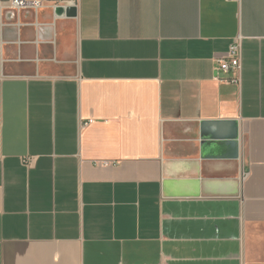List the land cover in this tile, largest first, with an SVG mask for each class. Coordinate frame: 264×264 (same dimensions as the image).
Masks as SVG:
<instances>
[{"label": "crops", "instance_id": "obj_1", "mask_svg": "<svg viewBox=\"0 0 264 264\" xmlns=\"http://www.w3.org/2000/svg\"><path fill=\"white\" fill-rule=\"evenodd\" d=\"M8 1L0 264H264V0Z\"/></svg>", "mask_w": 264, "mask_h": 264}, {"label": "built area", "instance_id": "obj_2", "mask_svg": "<svg viewBox=\"0 0 264 264\" xmlns=\"http://www.w3.org/2000/svg\"><path fill=\"white\" fill-rule=\"evenodd\" d=\"M8 3L14 11L25 8H36L40 4L38 0H9ZM241 38L240 35L235 36L228 47L227 55L217 59L219 69L224 74H231V76L227 77L228 80L236 81L240 71ZM218 80L225 81V77L218 78Z\"/></svg>", "mask_w": 264, "mask_h": 264}]
</instances>
